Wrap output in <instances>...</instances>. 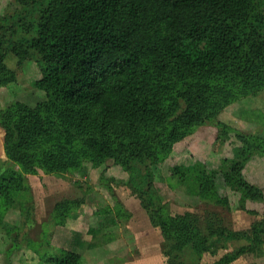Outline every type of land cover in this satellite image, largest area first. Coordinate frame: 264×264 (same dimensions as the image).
<instances>
[{
	"label": "rangeland",
	"instance_id": "rangeland-1",
	"mask_svg": "<svg viewBox=\"0 0 264 264\" xmlns=\"http://www.w3.org/2000/svg\"><path fill=\"white\" fill-rule=\"evenodd\" d=\"M42 1L0 0V264H52L72 251L79 264H264V244L239 255L249 241L204 233L208 217L233 233L264 222V143L239 137L264 139V52L241 50L229 76L214 81L171 65L163 75L157 61L145 60L163 117L146 124L135 157H99L88 147L102 138L94 121L35 86L40 56L26 30H34ZM248 26L264 36V0ZM253 74L263 82L251 83ZM211 88L230 103L169 141L168 123L185 112L184 98L201 96L200 107L215 108ZM241 160L256 198L225 178L226 162Z\"/></svg>",
	"mask_w": 264,
	"mask_h": 264
},
{
	"label": "trees",
	"instance_id": "trees-1",
	"mask_svg": "<svg viewBox=\"0 0 264 264\" xmlns=\"http://www.w3.org/2000/svg\"><path fill=\"white\" fill-rule=\"evenodd\" d=\"M23 1L26 5L30 1L40 2ZM257 1L43 0L37 7L40 15L34 30L31 25L26 30L34 35L27 41L29 49L40 56L42 76L35 86L59 99L68 109L82 112L87 121H94L102 138H90L88 147L97 156L114 158L116 152L125 151L135 157L146 124L163 117L158 92L145 79L144 61H157L163 75L171 65L208 75L210 78H206L212 81L217 76H229L241 50L249 46L252 53L263 55L264 36L248 26L250 11ZM157 23L163 32L153 34L152 26ZM2 49L0 44V53ZM258 77L263 82L253 74L251 83ZM201 98H184L185 112L168 123L169 141L182 138L189 125L206 121L205 113L207 119H217L220 110L230 103L225 91L211 88L208 105L215 108L205 111L199 104ZM217 125L218 129L224 127L220 122ZM239 137L264 143L258 137ZM221 138L219 131L218 139ZM241 161L226 162L230 169L224 173L225 178L256 198L258 189L246 183ZM174 175L185 177L180 168H176ZM154 217L152 222L157 227L159 222ZM216 224L208 217L204 221V233L250 242L239 250V255L264 244L261 238L264 222L254 224L246 233H233ZM80 260L79 254L72 251L50 262L79 264Z\"/></svg>",
	"mask_w": 264,
	"mask_h": 264
}]
</instances>
